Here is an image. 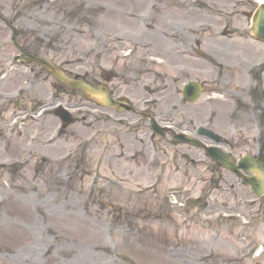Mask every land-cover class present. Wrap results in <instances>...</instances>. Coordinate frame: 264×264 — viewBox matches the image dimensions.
I'll return each instance as SVG.
<instances>
[{
  "label": "rangeland",
  "instance_id": "obj_1",
  "mask_svg": "<svg viewBox=\"0 0 264 264\" xmlns=\"http://www.w3.org/2000/svg\"><path fill=\"white\" fill-rule=\"evenodd\" d=\"M150 1L0 0V264H264V194L146 118L205 124L232 159L255 153L256 110L206 92L184 102L178 90L196 76L241 86L245 61L264 57L243 14L258 0H191V11L157 0L147 30ZM162 28L169 43L153 39ZM212 39L220 62L235 65L191 48ZM31 54L93 85L115 74L134 110L101 105ZM211 103L229 118L208 115ZM57 104L77 120L61 127Z\"/></svg>",
  "mask_w": 264,
  "mask_h": 264
},
{
  "label": "water",
  "instance_id": "obj_2",
  "mask_svg": "<svg viewBox=\"0 0 264 264\" xmlns=\"http://www.w3.org/2000/svg\"><path fill=\"white\" fill-rule=\"evenodd\" d=\"M255 27H256V33L262 37H264V5L260 6L257 19L255 21ZM35 60L41 62L46 67L50 68L51 72H53L58 78L63 80L64 82L71 83L75 86L81 87L84 91H90V92H101L104 94V88L100 90H96L90 85L86 84L83 81L80 80H71L67 78L61 71H59L53 64H51L48 60L41 58V57H34ZM105 99L108 102H112L109 97H106ZM56 113L61 117L64 124H67L71 122L73 119L69 116V114L66 111L63 110H56ZM209 133V132H207ZM211 133H209L210 135ZM181 137V135H178ZM185 139H189L185 137ZM209 154L214 157L215 159L222 162L223 165L226 167H229L237 172H239V167H242L245 170H252L256 174L255 175H248V176H242L244 181L248 182L252 189L255 190L257 193L264 192V157L261 158H251L248 156H244L239 161L238 165H235V163L230 162L228 159V155L220 151L218 148L214 146H210L208 148ZM260 163V164H259Z\"/></svg>",
  "mask_w": 264,
  "mask_h": 264
},
{
  "label": "bare ground",
  "instance_id": "obj_3",
  "mask_svg": "<svg viewBox=\"0 0 264 264\" xmlns=\"http://www.w3.org/2000/svg\"><path fill=\"white\" fill-rule=\"evenodd\" d=\"M194 1H197V0H194ZM199 1L201 3H204V1H202V0H199ZM261 1L262 0H258V2H261ZM165 2H167V3H173V4H175L176 2H178L177 4L174 5L175 8H178V9L183 10V11H191L192 10L191 9V6L186 5L187 4L186 2L192 4L193 1H191V0H179V1L178 0H165ZM157 4H158L157 3V0H151L150 1V5L148 6V9L143 14V19L140 17L141 20H142V26H143V28H145L147 30H149L150 25H151L149 19L152 18L155 15V13H156V6H157ZM181 13H183V12H181ZM159 26H161V23L160 22L158 23V27H157L158 29H159ZM169 26H171V25L169 24L167 27H169ZM155 33H156V35L154 36L153 39H155V40H158L159 39V41H164L166 43H169V41H171L172 40V37H173L170 30H164L163 28L160 29V30H158V31L156 29V32ZM156 42L159 43L158 41H156ZM210 48H212V49H210ZM215 49L217 50L216 52L218 53V49L215 46H209V53L212 55V57L218 56L217 53H215ZM227 58L229 59V58H231V56H229ZM5 100H7V99H5ZM23 196H26V199H27V192L23 191V193L21 194L20 197L17 196V199L19 201L22 200V199L25 200V198ZM24 200L21 201V202H19V201L18 202L21 205L24 206L25 205Z\"/></svg>",
  "mask_w": 264,
  "mask_h": 264
},
{
  "label": "flooded vegetation",
  "instance_id": "obj_4",
  "mask_svg": "<svg viewBox=\"0 0 264 264\" xmlns=\"http://www.w3.org/2000/svg\"><path fill=\"white\" fill-rule=\"evenodd\" d=\"M264 70V66H260V69L258 71V73L260 74L262 71ZM112 89V87H111ZM113 90V89H112ZM247 92L248 95H253V93L256 92L255 88L253 89H250L249 91H244V94ZM262 96H264V91L262 92ZM262 111V114H264V109L261 110Z\"/></svg>",
  "mask_w": 264,
  "mask_h": 264
}]
</instances>
